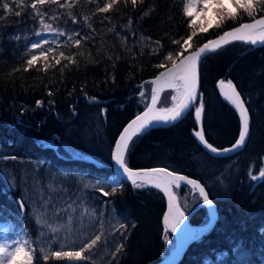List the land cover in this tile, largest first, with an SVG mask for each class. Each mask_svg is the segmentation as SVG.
Segmentation results:
<instances>
[{"label":"trees","instance_id":"trees-1","mask_svg":"<svg viewBox=\"0 0 264 264\" xmlns=\"http://www.w3.org/2000/svg\"><path fill=\"white\" fill-rule=\"evenodd\" d=\"M185 2L144 0L135 9L130 3L126 8L121 5L119 12L106 14L110 23L102 21L104 14L91 15L95 5L80 0L71 9L79 21L77 24L66 15L68 9L45 5L42 12L59 17L55 22L45 17L54 28H76L81 36L90 37L82 41L79 49L65 46L64 36L53 42L51 46L56 51L52 56L56 58L59 51H64L65 56L83 54L75 56V63L61 59L59 65L50 56L47 63L52 66L47 70L41 59L25 71L26 60L32 54L30 44L40 27L33 10L27 7L30 0H24L26 7L19 17L9 15L0 21V162L19 173L25 163L36 161L58 172L99 179L92 191L103 199L104 215L107 207L114 208L125 226L120 243L123 247L119 245L120 251L102 264H153L170 252L167 239L174 236L164 231L162 225L164 193L150 185L135 188L131 182L119 178L113 170L112 152L124 125L150 100L142 104L140 92L143 88L150 91L152 85L148 82L161 71L155 65L162 62L166 52L177 47L171 40L179 39L187 31L188 18L182 15ZM150 10L151 14L144 17L143 12ZM262 14L264 11H258L257 16ZM84 15L90 17L88 23H84ZM129 18L133 21L131 26H127ZM247 20L251 18L241 13L239 19L228 20L221 28L213 27L198 34L194 47ZM112 28L115 32L110 31ZM132 32L136 35L132 36ZM17 35L20 40L10 39ZM125 36L128 39L123 43L121 38ZM157 40L164 45L159 55L152 51ZM33 51L38 54L39 49ZM218 80L232 81L249 110V136L240 151L226 157L214 156L199 144L193 134L197 128V101L178 121L148 128L133 137L126 160L132 167L165 166L196 178L205 185L216 205L212 227L188 246L177 264H263L264 178L253 181L249 172L258 175L264 168V44L234 41L201 60L205 137L222 148L238 139L241 119L218 89ZM117 182L122 187L113 195L106 197L98 190L110 192ZM189 189L191 186L182 184L173 190L193 224L207 222L211 212L201 198L194 206L190 199L184 202ZM21 200L23 210L18 203ZM0 222L10 228L12 225L14 233L18 232L17 227L28 230V239L35 249L33 264L66 263L65 259L52 257L43 260L35 242L30 207L21 188L11 186L2 173ZM236 250H241L243 257Z\"/></svg>","mask_w":264,"mask_h":264},{"label":"snow or ice","instance_id":"snow-or-ice-1","mask_svg":"<svg viewBox=\"0 0 264 264\" xmlns=\"http://www.w3.org/2000/svg\"><path fill=\"white\" fill-rule=\"evenodd\" d=\"M87 4L95 5L94 11L91 15H102L103 20H109L111 18L106 14L110 12H119L120 6L125 8L131 4L135 9L138 5H142L144 0H85ZM80 4V0H65V3H60L59 0H30L27 7L33 10L34 18L39 20L40 30L35 33L37 36H42L44 33H54L58 37L66 36L65 46L80 48L82 41L90 39L89 36H81L80 32L73 30L71 34L66 33L60 28H54L52 23L46 22L45 17L52 22H55L59 17L55 14L48 16L47 12H42L41 8L45 5H56L58 8L68 9L66 15L71 18L73 24L79 23L77 17L71 9ZM38 5L40 7H38ZM24 0H0V8L3 9V13L0 14V21L6 20L9 15L19 17L21 12L25 10ZM154 10V9H153ZM258 11H264V0H186L182 7V15L188 18L187 31L184 36L179 39H172L171 43L177 47L173 51H168L164 54L162 62L155 65L156 68L161 69L158 75H156L150 82L152 85V95L150 102L147 105L146 110L141 115H137L123 131L119 134L118 138L114 142L112 158L115 164L122 170V174L128 181L131 182L135 188H142L146 186H154L156 188H162L168 197V213L164 217V224L171 232H177L178 229L186 221L185 208H182L181 202L177 198L173 189H179L182 184L191 186L194 192L199 193V198L202 199V203L208 205L209 208L213 206V201L209 198L208 192L205 187L201 185L197 180L191 179L187 176L181 175L175 171H171L168 168H148V169H133L129 167L126 160V156L129 153L130 143L133 137L138 134L144 133L149 126H154L153 122H175L180 119L189 109H191L198 98L199 89V65L201 58L206 54L216 51L223 45L234 41H243L256 45L258 43L264 44V16L256 18ZM250 17L251 23H240L239 26L233 27L230 30L224 31L222 34L217 33L215 39H209L207 42L200 44L198 47H194L193 41L198 34L207 33L210 28H221L228 20H237L240 18V14ZM151 14L150 11H144L143 16L147 17ZM89 16L84 15L82 17L84 23H88ZM143 18V17H142ZM132 19L129 18L127 26H131ZM91 28V25H88ZM95 32V29H92ZM115 32V28L110 29ZM118 35V34H117ZM132 36L136 33L132 32ZM10 39L20 40L19 35L10 37ZM128 37H122L123 43H126ZM150 39V38H148ZM156 48H154L153 54L159 55V50L163 49L164 45L159 40L154 42ZM44 45H49L47 48ZM39 49L38 54L33 50ZM30 51L32 54L30 58L26 60L25 71L32 68L37 61L43 59L45 61L44 70L52 66L49 63L51 56L55 65L61 63V59L75 63V56L82 55L83 53H70L65 56L64 51H59L58 56H52V53L56 51L51 46V43L47 39H40L30 44ZM67 66V65H65ZM18 70V69H17ZM63 71V69H61ZM219 87L225 96V98L235 107L238 111L241 119V130L239 132L238 139L230 147L226 149H218L205 137V130L203 127V112L204 104L202 95L199 97V106L195 107V120L197 122V129L193 134L204 148L217 155L223 153L236 151L244 146L246 138L249 136L250 130V115L249 110L245 106V99L241 97L239 91L232 81H228L225 84L224 80L219 81ZM165 89H171L174 94L170 97V107H157L160 103L161 94ZM51 95V93H49ZM141 97L144 96V92H140ZM250 178L253 181L264 178V168L259 170L258 175H252L251 170L249 172ZM52 191H56L52 185L48 186ZM122 187L121 182H117L116 186L111 188L110 192L104 191L103 188L98 189L104 196L113 195L116 193L117 188ZM43 199V197H41ZM21 210H23L24 201L18 202ZM51 203V198L45 203ZM69 209L75 211L71 203L67 204L65 208H54L53 215L58 216L61 211L67 212ZM87 212V209H85ZM71 216L68 217L71 222ZM37 223L42 224L48 228L49 231L56 233L60 231V227L48 224L42 215L38 214L36 217ZM124 228V225H120ZM23 233V230H20ZM101 239L100 235H95L94 238L88 242L83 243L79 250L66 251L64 245L60 246V250H51V247L47 249H41L43 253V260L47 261L50 257L56 260L67 259L70 261L87 260L88 257L83 253L92 249L97 241ZM123 247V245H120ZM120 247L116 249V252L120 251ZM35 249L32 247V241L24 238V234L10 235L8 230H5V237L0 242V264H33ZM115 255V253H113Z\"/></svg>","mask_w":264,"mask_h":264},{"label":"rangeland","instance_id":"rangeland-1","mask_svg":"<svg viewBox=\"0 0 264 264\" xmlns=\"http://www.w3.org/2000/svg\"><path fill=\"white\" fill-rule=\"evenodd\" d=\"M46 22L48 21L46 20ZM40 27L37 31L40 30ZM60 29L68 34H71L73 30L77 31L76 28ZM60 37L63 36L58 37L51 32L44 33L42 36H37L34 33L33 42L47 39L52 44L55 41L61 40ZM64 37L67 38L66 36ZM151 89L152 87L150 91L143 88L144 96L141 97L142 104H145L150 99L152 95ZM172 94L174 93L171 89H166L160 100L162 105L159 104L158 107H170V97ZM1 173L11 186H19L21 188V192L30 207L36 231L35 242L40 250L42 248L47 249L49 246L53 251L60 250L61 245L65 246L63 250L66 251L79 250L83 243L88 242L95 235H100L101 239L97 241V244L92 249L83 253L84 256L88 257L87 260L70 261L65 259L66 263L64 264H102L116 252L122 240L123 228L120 225H123V221L114 208L110 209L107 207L108 211L104 215L103 208H106V206L103 199H98V193L92 191L93 188L98 186L99 179L88 178L85 175L76 173L58 172L50 167H43L36 161L28 164L25 163L20 167V173L6 168L4 163L0 162ZM113 182L116 181L113 180ZM49 185H52L57 190L52 191L48 187ZM188 191L189 194L186 193L185 199L183 198L184 202L186 199L189 202L190 199L193 202L192 206H194L200 201H198L199 195L192 189ZM176 196L178 198V195ZM49 198H51V203H47V207H45L44 205ZM69 203L73 205L75 211L69 209L67 212L61 211L58 216L52 214L54 208H65ZM85 209H87V212ZM38 214H41L42 219L48 224L58 225L60 231L53 233L44 225L38 224L36 220ZM69 216L72 218L71 222L68 220ZM6 229L10 235L24 234V238L28 239L29 237L27 229L17 227L18 232L14 233L12 225L10 228L9 224L0 222V242L5 237ZM20 230H23V233ZM167 243L170 247L169 251H171L175 245L174 238L171 239L169 237ZM236 253L238 256L243 257L241 250H236Z\"/></svg>","mask_w":264,"mask_h":264},{"label":"water","instance_id":"water-1","mask_svg":"<svg viewBox=\"0 0 264 264\" xmlns=\"http://www.w3.org/2000/svg\"><path fill=\"white\" fill-rule=\"evenodd\" d=\"M260 16H264V14H262V15H259V16H257L256 18L258 19V18H260ZM252 22V19L251 20H247V21H244V22H241V23H251ZM237 26H239V24L238 25H236V26H233V27H237ZM233 27H231V28H233ZM231 28H228V29H226V30H230ZM226 30H224V31H226ZM224 31H222V32H220V34H222ZM216 38V35H214L213 37H211V38H209V39H215ZM208 39V40H209ZM205 42H207V40L205 41ZM203 58V57H202ZM202 58H201V60H202ZM201 63V62H200ZM159 74V73H158ZM157 74V75H158ZM199 77H200V65H199ZM154 78V77H153ZM152 78V79H153ZM219 81L220 80H218L217 81V83H216V85H217V87H218V89L221 91V89H220V87H219ZM227 82L228 81H225V84H227ZM236 89H237V91H239L238 90V88L236 87ZM222 92V91H221ZM198 93H199V95H198V98H197V101L199 100V97H200V79H199V89H198ZM161 96H162V94H161ZM242 97V96H241ZM161 98V97H160ZM196 101V102H197ZM149 102H150V100H149ZM148 102V103H149ZM195 102V103H196ZM148 105V104H147ZM147 105L142 109V110H140L137 114H135L125 125H124V127L122 128V130L120 131V133L123 131V129L127 126V124L128 123H130L133 119H135V117L137 116V115H141V114H143V112L146 110V108H147ZM194 106H195V104H194ZM194 106L191 108V109H193L194 108ZM245 106L247 107V105H246V103H245ZM157 107H158V105H157ZM191 109H189L182 117H184ZM181 117V118H182ZM180 118V119H181ZM179 120V119H178ZM177 120V121H178ZM176 122V121H175ZM154 123V126H149V128H152V127H157V126H165V125H169V124H172V123H174V122H168V123H165V122H153ZM197 123V122H196ZM197 129V128H196ZM119 133V134H120ZM119 136V135H118ZM118 136H117V138H118ZM248 138V137H247ZM247 138H246V141H245V144H246V142H247ZM197 139V141L199 142V144L204 148V146L200 143V141L198 140V138H196ZM236 142V141H235ZM234 142V143H235ZM210 143V142H209ZM233 143V144H234ZM232 144V145H233ZM244 144V145H245ZM232 145H229V146H226V147H222V148H218V147H216V148H218V149H226V148H230ZM214 146V145H213ZM244 147V146H243ZM243 147H241V148H239V149H237L236 151H232V152H227V153H223V154H221V155H217V154H215V153H210V154H212V155H214V156H231V155H234V154H236L238 151H240ZM205 149V148H204ZM206 150V149H205ZM207 151V150H206ZM129 167H131V168H133V169H148V168H168V167H165V166H146V167H132V166H130L129 165ZM169 170H171V171H174V170H172V169H170V168H168ZM113 170H114V172H115V174L119 177V178H122V179H125V180H127L126 179V177L122 174V170L115 164V162H114V160H113ZM175 172H177V171H175ZM177 173H179V174H181V175H184V176H187V177H189V178H191V179H195V180H197L201 185H203L204 187H205V185L200 181V180H198V179H196V178H193V177H191V176H189V175H187V174H184V173H181V172H177ZM128 181V180H127ZM130 182V181H129ZM151 186V185H150ZM158 189H160L163 193H164V195H165V198H166V208H165V211H164V213H163V216H162V225H163V229H164V231H168V232H170L173 236H174V238H175V245H174V247H173V249L165 256V257H163L162 259H160L159 261H157V262H155V263H153V264H177L178 262H179V260L182 258V256L184 255V253L186 252V250H187V248H188V246L197 238V237H199L200 235H202L203 233H205L208 229H210L211 227H212V225H213V223H214V221H215V217H216V205H215V203L213 202V206L211 207V208H209V206L208 205H206L207 207H208V209H209V211L211 212V216H210V219L207 221V222H205V223H202V224H193L191 221H190V219H189V217H188V215L185 213V215H186V221H185V223L181 226V228L180 229H178L177 230V232H171L170 231V229H167L166 228V226H165V224H164V217L167 215V213H168V197H167V194L163 191V189L162 188H158ZM205 190H206V187H205ZM207 191V190H206ZM175 193V192H174ZM210 198V197H209ZM211 199V198H210ZM212 200V199H211ZM213 201V200H212Z\"/></svg>","mask_w":264,"mask_h":264}]
</instances>
